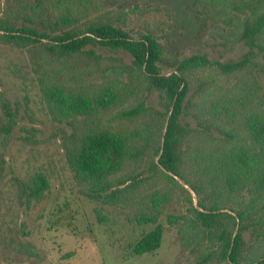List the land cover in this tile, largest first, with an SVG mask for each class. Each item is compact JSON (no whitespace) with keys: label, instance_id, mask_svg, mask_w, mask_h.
I'll return each instance as SVG.
<instances>
[{"label":"trees","instance_id":"trees-1","mask_svg":"<svg viewBox=\"0 0 264 264\" xmlns=\"http://www.w3.org/2000/svg\"><path fill=\"white\" fill-rule=\"evenodd\" d=\"M230 9L247 15L237 39L246 52L227 62L193 55L170 73L161 69L160 46L150 34L135 38L100 20L94 0H6V10L0 9L1 44L40 47L43 56L32 62L40 99L48 119L69 127V135L61 132L60 147L82 195L127 204L162 178L184 189L179 179L197 198V207L189 199L193 222L214 242L194 264L212 256L224 264H264V0H230ZM96 48L126 52L132 60L128 77L136 84L124 82L120 71L107 73ZM76 56L92 69L71 66ZM204 66L236 80L200 104L192 128L187 117L195 97L189 95L188 71ZM153 92L161 109L147 103ZM18 115L19 103L0 90L3 148ZM21 129L24 141L35 137L34 127ZM5 168L1 153L0 177ZM15 180L28 201L39 200L48 187L42 176L35 184ZM161 240L158 227L134 244L133 253L156 251Z\"/></svg>","mask_w":264,"mask_h":264},{"label":"rangeland","instance_id":"rangeland-1","mask_svg":"<svg viewBox=\"0 0 264 264\" xmlns=\"http://www.w3.org/2000/svg\"><path fill=\"white\" fill-rule=\"evenodd\" d=\"M210 1L94 0L100 20L135 38L148 33L157 41L159 65L165 73L193 55L227 62L246 52L237 39L247 15L230 9V0ZM0 9L6 10V0H0ZM39 48L0 43V90L12 103H19L20 120L4 148L0 143V154L6 160L0 177V264H194L208 254L213 238L193 222L189 203L191 199L192 206L197 207V198L177 178L184 189L162 178L159 186H146L140 200L127 204H102L82 195L60 147L61 132L69 135V127L48 119L40 99L32 69L36 55H42ZM96 52L103 57L101 66L107 73L120 71L124 82L136 84L133 75L128 77L132 60L126 52L98 48ZM69 63L92 69L83 56L73 57ZM188 74L189 95L195 97V106L187 120L195 128L193 112L219 86L227 87L236 78L209 66L192 68ZM260 78L264 85V78ZM143 94L146 92L139 96ZM147 103L161 109L156 92ZM21 127H34V139H21L27 136ZM38 176L45 178L48 187L39 200L28 201L15 178L35 184ZM158 227L162 230L159 248L134 254V244ZM246 238L249 241L248 235ZM260 245L254 243L255 247ZM206 264L224 263L212 256Z\"/></svg>","mask_w":264,"mask_h":264}]
</instances>
